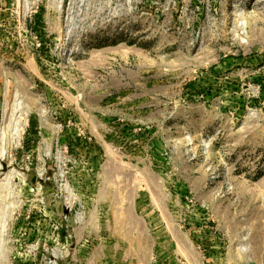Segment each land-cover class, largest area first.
Instances as JSON below:
<instances>
[{
  "label": "rangeland",
  "instance_id": "rangeland-1",
  "mask_svg": "<svg viewBox=\"0 0 264 264\" xmlns=\"http://www.w3.org/2000/svg\"><path fill=\"white\" fill-rule=\"evenodd\" d=\"M0 264H264V0H0Z\"/></svg>",
  "mask_w": 264,
  "mask_h": 264
}]
</instances>
